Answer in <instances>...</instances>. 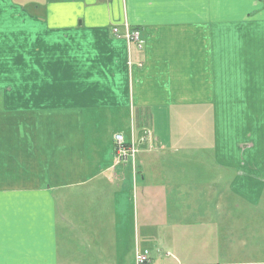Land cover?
<instances>
[{"label": "crops", "instance_id": "crops-1", "mask_svg": "<svg viewBox=\"0 0 264 264\" xmlns=\"http://www.w3.org/2000/svg\"><path fill=\"white\" fill-rule=\"evenodd\" d=\"M31 8L42 30L0 35V264H135L144 250L150 264H264V159L251 160V145L241 163L220 156L205 81L241 67L233 62L241 41L260 53L264 0H33ZM125 26L140 33L142 49L112 33ZM103 110L135 118V142L150 132L135 167L115 164L113 148L96 157L84 120ZM190 118L205 125L183 128ZM206 152L216 155L213 172L229 175L226 186L205 180L204 160V182L179 183L183 165L165 160ZM174 168L175 179L162 174ZM219 251L241 260L217 261Z\"/></svg>", "mask_w": 264, "mask_h": 264}, {"label": "rangeland", "instance_id": "rangeland-1", "mask_svg": "<svg viewBox=\"0 0 264 264\" xmlns=\"http://www.w3.org/2000/svg\"><path fill=\"white\" fill-rule=\"evenodd\" d=\"M26 2L27 5L24 6ZM32 2L33 0H0V35L11 34L24 37L27 26L28 29L42 30L39 27L43 25L44 18L40 11L31 8ZM31 15L37 20H31ZM114 28L117 29V27ZM59 35L62 34H57V36ZM255 49H258L257 43L241 41V57L233 60L234 63L241 64V67L232 66L231 71L223 69L224 71L205 75V81L211 87L208 104L211 109L210 118L213 136H215L214 142L216 143L215 146H218L215 149L219 150L220 156L228 159L229 162L241 163L243 161L242 154L249 145L252 146L249 151L253 154L251 160L262 162L264 159V47L258 54ZM223 67L225 68V65ZM103 113V115L93 113L91 118L84 120V130L89 129L91 131V135L95 139L93 149L101 162L106 160L108 152H112L111 139L115 133H121L124 137L130 135V139L132 136L133 141H135L140 134L137 130L141 128L137 129L135 118L131 120L128 113L124 116H118V114L117 116H109L110 112L105 110ZM96 116L98 117L96 118ZM201 124L205 125V122L194 121L193 118H190L183 122V128L196 127L199 129ZM153 152H157V149ZM174 156L176 157L166 156L165 160L173 159L176 164L175 166L171 165L174 167L183 165L182 170L179 171L174 168L170 171L171 173L163 171L162 174L172 175L175 179L174 173L179 171L181 172L179 183L200 184L204 178L199 172V164H202L204 160V166L211 168L208 170V178L205 180H209L211 177L218 178L220 186H226L229 180L227 172L225 170L213 172L216 162L215 153ZM110 157V161H113L112 154ZM195 165H197L196 170L193 169ZM160 172L155 170L156 177ZM232 209L237 211L239 208L232 206ZM226 259L240 261L241 254L238 251H219V256L215 255L217 261Z\"/></svg>", "mask_w": 264, "mask_h": 264}, {"label": "built area", "instance_id": "built-area-1", "mask_svg": "<svg viewBox=\"0 0 264 264\" xmlns=\"http://www.w3.org/2000/svg\"><path fill=\"white\" fill-rule=\"evenodd\" d=\"M114 35L121 36L126 40L128 44H135L137 49H142V40L140 39V35L137 31H128L127 27H125L124 33L121 35L118 32V29L114 28L112 30ZM151 134L149 131H144L141 135L138 142L133 141L132 137L129 142L125 140L123 135L115 134L113 136V150H114V162L115 164H130L132 167H135L136 164V154L138 153L137 143L149 146L151 143ZM133 172L135 169H132ZM135 264H150L149 253L144 250L142 252H138L135 256Z\"/></svg>", "mask_w": 264, "mask_h": 264}]
</instances>
